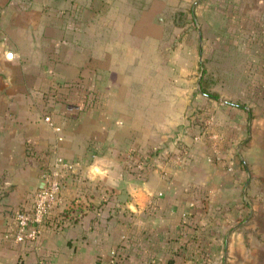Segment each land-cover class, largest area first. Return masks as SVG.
Wrapping results in <instances>:
<instances>
[{"label": "crops", "instance_id": "0c3cea01", "mask_svg": "<svg viewBox=\"0 0 264 264\" xmlns=\"http://www.w3.org/2000/svg\"><path fill=\"white\" fill-rule=\"evenodd\" d=\"M0 264H264V0H0Z\"/></svg>", "mask_w": 264, "mask_h": 264}, {"label": "built area", "instance_id": "2783aa9c", "mask_svg": "<svg viewBox=\"0 0 264 264\" xmlns=\"http://www.w3.org/2000/svg\"><path fill=\"white\" fill-rule=\"evenodd\" d=\"M7 58L12 59L14 54L7 53ZM49 121V117L45 118ZM58 130V129H57ZM74 164L62 157H57L41 171L42 185L36 191L31 211H19L15 215L16 229L13 240L17 243L34 241L40 233V227L46 217L60 200L62 181L72 172ZM143 168L142 164L137 165ZM112 254H115L112 252Z\"/></svg>", "mask_w": 264, "mask_h": 264}, {"label": "trees", "instance_id": "16d2710c", "mask_svg": "<svg viewBox=\"0 0 264 264\" xmlns=\"http://www.w3.org/2000/svg\"><path fill=\"white\" fill-rule=\"evenodd\" d=\"M149 155H146L144 158H143V156H140L139 157V159L138 160H135L134 162H132V164H131V170L132 171H134L135 173H137L138 174V176H142L143 174L142 173H144L149 167H150V165L148 164V162H149V157H151L153 154H155V153H153V152H150V153H148ZM133 155H135V154H133ZM133 158V157H132ZM138 163H140V164H142V169L140 170V169H138L137 168V165H138ZM50 214H51V212L49 213V215L46 217V219H45V221H48V219L50 218ZM196 228V227H195ZM192 239H194V238H192ZM128 247H131V239L128 237V238H126L118 247H117V250L114 252L115 253V255L116 256H121V252H122V250H124V249H128Z\"/></svg>", "mask_w": 264, "mask_h": 264}, {"label": "rangeland", "instance_id": "374dc122", "mask_svg": "<svg viewBox=\"0 0 264 264\" xmlns=\"http://www.w3.org/2000/svg\"><path fill=\"white\" fill-rule=\"evenodd\" d=\"M205 131V130H204ZM203 134L205 133V132H202Z\"/></svg>", "mask_w": 264, "mask_h": 264}]
</instances>
